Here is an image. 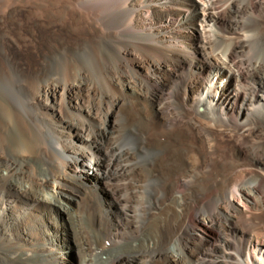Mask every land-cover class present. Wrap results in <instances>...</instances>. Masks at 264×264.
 <instances>
[{
    "label": "bare ground",
    "instance_id": "6f19581e",
    "mask_svg": "<svg viewBox=\"0 0 264 264\" xmlns=\"http://www.w3.org/2000/svg\"><path fill=\"white\" fill-rule=\"evenodd\" d=\"M263 16L264 0H0V264H63L42 215L57 208L73 230L71 210L105 182L107 218L90 213L78 264H95V249L103 264H264L249 209H264V161L241 158L264 114ZM220 31L226 60L208 52ZM212 74L234 83L224 92ZM215 110L238 137L231 158L195 117Z\"/></svg>",
    "mask_w": 264,
    "mask_h": 264
},
{
    "label": "rangeland",
    "instance_id": "374dc122",
    "mask_svg": "<svg viewBox=\"0 0 264 264\" xmlns=\"http://www.w3.org/2000/svg\"><path fill=\"white\" fill-rule=\"evenodd\" d=\"M254 15H256V14H254ZM171 20H173V19H171ZM226 20L228 22L229 18H227ZM260 21L264 22V16L260 18ZM14 24H15V26H14L15 28H18L22 32L25 31L24 29L26 28V26H28L27 25L28 22H27L24 10H18L16 12ZM200 26H201V19H196L195 24L191 25L190 31L187 33L188 36H191V38L189 37V39H191V40H188L189 44L194 43V42H198L196 40V35H198V32H196V28H199ZM261 29H263V27ZM40 31L42 32L43 35H46V34H49L50 28L42 26L40 28ZM252 32L253 31L248 32V33L252 34ZM58 33L59 34H61V33L66 34L67 32L63 30V31H59ZM216 34L217 35L212 39V45L213 46L217 45L216 46L217 48L214 47L213 50L211 49V51L210 50L209 51L207 50V51L210 52L209 54L212 57L216 55L215 57H217V56H218L217 58L222 57L223 60H226V58L224 57L223 53L220 50L225 49V47L227 46L228 37H226V35H223L224 33L223 32L221 33V31L216 33ZM245 34H247V33L245 32ZM68 35L72 38L71 34H68ZM26 43L28 45V49L30 51H32L31 52L32 56L36 57L37 53H38V47L40 48L38 42H36V41L34 42L31 38H27ZM218 45H220L221 47ZM217 50H219V51H217ZM213 51H214V53H213ZM211 81H213L214 83L219 82V84L224 86L225 87L224 92H226L228 90V87L232 86V84L234 83V82L228 80V78L220 77L219 75H215V74L211 75ZM259 85H261V84H259ZM165 90L167 91V89H165ZM223 96H226V94H223ZM133 107L134 106L131 107L132 111L135 110V107H134V109H133ZM168 107H169L170 111H174L170 105ZM149 109H150L149 107H146L144 109V111L146 113L144 111H143V113L148 115L151 112V110H149ZM196 110L199 113H203L204 112V106H200ZM147 111H149V112H147ZM190 111H195V110L191 108ZM255 111H260V110H255ZM218 113H219L218 110H215L213 112V116L215 118L214 117L210 118V117L205 116V115L195 116V117L198 120H200L208 128H212L216 132H221V134H222L221 142L223 141L222 144H223V147L227 153V157L231 158L233 156V152H231V150L233 149L234 139L238 138V137L234 133V131L231 127L224 126L223 123H221L218 120V118H217ZM257 113H256V115H257ZM256 115L254 116V120H253L255 123L252 124L251 126H248L245 128V144H243L245 146V157L242 156L241 158H245V163H247V164L248 163L250 164L251 161H253V162L254 161L258 162V161H262V160L264 161V154H263V156H259L254 151L255 149L258 148L264 152V127H263V122H264L263 121V119H264L263 115L264 114L259 115L261 120H259L258 116H256ZM114 121L121 128L119 136L120 135L123 136L125 134L124 132H126V128H124V126L127 124L128 120L124 119L122 116H119L117 118V120H114V118H113V122ZM250 130L252 131V134L250 133ZM234 134H235V136H234ZM121 136L119 137V139L122 138ZM103 144H104V142L100 141V145H103ZM249 157H250V160H249ZM252 159H254V160H252ZM92 173L93 172L91 171L88 175L93 176ZM248 181L249 180H246L245 183L247 184ZM107 184L108 183L105 182L104 184L95 185V187L91 189L92 191L90 192L88 198L84 199L87 201L82 200V202L80 203V206L73 208L71 210V217L73 219H77V217L79 215L78 218L81 220V221L78 219L75 220V223L73 224V225H75L73 230L71 229V226L69 224V221H68L66 215L64 213H62L61 211H59L57 208L55 210H53V209L49 210L48 209V211H46L44 213V215H42L43 218H45V221H44V223H45L44 224L45 234H52L54 236V235H56V229L57 228L60 229L58 238L61 239V241H64L66 244L65 245L66 250L63 248V252H64L63 254H65L62 257L63 264H78L79 263V256L73 250V247H72L73 241H74V239H76L75 237L79 238V235H84V236H87L91 240L94 239V238H92V237H94L93 233H95V230L93 229L94 224H92V222H91L92 221L91 214L93 213L94 209H97L98 207H100L99 209H101L102 218L104 220L107 218L106 213H105V207L101 206V204L106 205V203H107V200H106V199H108V194H107V189H106ZM90 185H93V183L91 182ZM93 202H94V204H93ZM249 209L255 214L256 223L258 222V224L263 226L264 225V209L259 208V207H257L256 209L255 208H249ZM115 210H116V208H114V207H111V209H110L113 216L116 215V213H114ZM79 221L82 223H80ZM262 226L259 229H254V231L256 233H259V236H262L264 238V228H262ZM76 227H77V229H76ZM202 235L205 238V241H215L216 240L215 239V231H213V230L210 232H205ZM127 241H132V240L127 239ZM59 243H60V241L57 244L59 245ZM71 248H72V250H71ZM98 252L101 254V256ZM92 254H93V258H94L92 261L95 264H100V263L103 264L104 263L103 260H106V258H107V254L98 250V249L93 250Z\"/></svg>",
    "mask_w": 264,
    "mask_h": 264
}]
</instances>
